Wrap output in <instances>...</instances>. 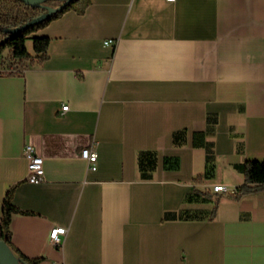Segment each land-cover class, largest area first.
Segmentation results:
<instances>
[{
	"label": "crops",
	"instance_id": "obj_1",
	"mask_svg": "<svg viewBox=\"0 0 264 264\" xmlns=\"http://www.w3.org/2000/svg\"><path fill=\"white\" fill-rule=\"evenodd\" d=\"M39 33L48 57L0 75V222L9 195L14 247L41 264H264V189L232 196L239 165L264 161V0H90ZM211 115L214 172L199 181L193 133ZM93 142L95 170L80 157ZM28 144L44 157L38 183ZM197 191L212 198L187 199Z\"/></svg>",
	"mask_w": 264,
	"mask_h": 264
},
{
	"label": "trees",
	"instance_id": "obj_2",
	"mask_svg": "<svg viewBox=\"0 0 264 264\" xmlns=\"http://www.w3.org/2000/svg\"><path fill=\"white\" fill-rule=\"evenodd\" d=\"M64 0H51L48 5L57 8ZM90 0H74L63 9L50 12L42 6H31L22 0H0V75L21 74L29 65L42 63L48 57L50 38L40 34L39 31L46 27L52 20L57 19L68 10L74 9L83 12ZM31 42V49L28 46ZM209 124L207 131H195L193 133V146L207 149V169L198 180L209 177L214 172L213 143L206 140L207 135L212 131L213 124L217 118L208 117ZM187 130L181 129L173 134V143L182 145L186 141ZM157 154L152 150L139 152L138 164L141 177L149 179L156 167ZM165 167L178 168L177 157H167L164 161ZM239 169L245 175V182L232 194L236 198L264 189V161L246 160L239 165ZM209 192L197 191L187 199H211ZM216 207V206H215ZM18 209L11 202L7 195L3 206V214L0 222V239L5 240L17 256L28 264H41L40 258H28L20 253L11 241V214Z\"/></svg>",
	"mask_w": 264,
	"mask_h": 264
},
{
	"label": "built area",
	"instance_id": "obj_3",
	"mask_svg": "<svg viewBox=\"0 0 264 264\" xmlns=\"http://www.w3.org/2000/svg\"><path fill=\"white\" fill-rule=\"evenodd\" d=\"M175 1V0H168ZM107 46H114L117 44L115 39H107L104 41ZM69 109V105L62 106V112ZM25 157L28 160V172L26 175V180L31 183H38L45 180V168H44V157L39 155L32 145H26L24 150ZM80 157L89 163V167L93 170L96 169V162L98 159V152L96 149V144L93 142L89 146L81 149ZM215 193L227 192L228 188L224 185H216L213 187ZM67 229L63 226H55L50 232L51 242L57 246L62 243V238L66 235Z\"/></svg>",
	"mask_w": 264,
	"mask_h": 264
},
{
	"label": "water",
	"instance_id": "obj_4",
	"mask_svg": "<svg viewBox=\"0 0 264 264\" xmlns=\"http://www.w3.org/2000/svg\"><path fill=\"white\" fill-rule=\"evenodd\" d=\"M31 6H42L47 8L50 12H56L68 4L72 3L74 0H64L63 4L57 8H53L48 5L51 0H22ZM0 264H28L27 262L20 259L17 254L12 250L5 240L0 239Z\"/></svg>",
	"mask_w": 264,
	"mask_h": 264
},
{
	"label": "rangeland",
	"instance_id": "obj_5",
	"mask_svg": "<svg viewBox=\"0 0 264 264\" xmlns=\"http://www.w3.org/2000/svg\"><path fill=\"white\" fill-rule=\"evenodd\" d=\"M28 46H29V48L31 49V42L29 41V43H28Z\"/></svg>",
	"mask_w": 264,
	"mask_h": 264
}]
</instances>
